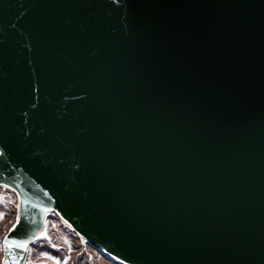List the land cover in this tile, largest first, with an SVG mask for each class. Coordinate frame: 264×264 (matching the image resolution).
Wrapping results in <instances>:
<instances>
[{
	"label": "water",
	"instance_id": "1",
	"mask_svg": "<svg viewBox=\"0 0 264 264\" xmlns=\"http://www.w3.org/2000/svg\"><path fill=\"white\" fill-rule=\"evenodd\" d=\"M0 187L1 264H264V0H0Z\"/></svg>",
	"mask_w": 264,
	"mask_h": 264
},
{
	"label": "rangeland",
	"instance_id": "2",
	"mask_svg": "<svg viewBox=\"0 0 264 264\" xmlns=\"http://www.w3.org/2000/svg\"><path fill=\"white\" fill-rule=\"evenodd\" d=\"M17 214V196L12 191L0 187V264L3 259V239L16 222ZM58 262L59 264H118L85 245L56 215L51 214L42 238L31 247L27 264H58Z\"/></svg>",
	"mask_w": 264,
	"mask_h": 264
},
{
	"label": "snow or ice",
	"instance_id": "3",
	"mask_svg": "<svg viewBox=\"0 0 264 264\" xmlns=\"http://www.w3.org/2000/svg\"><path fill=\"white\" fill-rule=\"evenodd\" d=\"M9 246L11 247V244H9ZM21 246L23 247L25 245L24 244H21ZM44 255H47V253H44ZM58 264H59V262H58Z\"/></svg>",
	"mask_w": 264,
	"mask_h": 264
}]
</instances>
